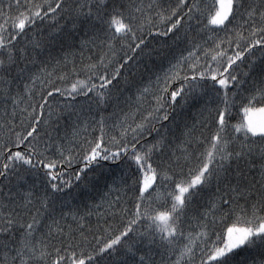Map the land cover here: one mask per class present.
Returning a JSON list of instances; mask_svg holds the SVG:
<instances>
[{
  "label": "snow or ice",
  "instance_id": "1",
  "mask_svg": "<svg viewBox=\"0 0 264 264\" xmlns=\"http://www.w3.org/2000/svg\"><path fill=\"white\" fill-rule=\"evenodd\" d=\"M242 252L264 264V0H0V264Z\"/></svg>",
  "mask_w": 264,
  "mask_h": 264
},
{
  "label": "trees",
  "instance_id": "2",
  "mask_svg": "<svg viewBox=\"0 0 264 264\" xmlns=\"http://www.w3.org/2000/svg\"><path fill=\"white\" fill-rule=\"evenodd\" d=\"M213 0H206V3L211 6ZM150 48H159L160 51L164 53H168L167 48L160 47L159 41H151L149 43ZM171 54L169 53L168 55L157 57L155 54H153L151 57H144L140 61V69L139 73L136 75L135 80L139 84L147 83L149 77L151 76L154 79V73L159 70L162 66L167 67V60L170 58ZM145 66H148L151 68V71L145 70ZM129 76L131 78V73H129ZM123 87V85H122ZM135 90L132 91V95L134 96ZM129 95L128 92L124 93V97L126 98ZM122 98V99H123ZM151 101H149L150 103ZM145 107L147 108L148 105L146 104ZM140 116L137 114V119H139ZM172 118L175 120L176 124H182L185 120L187 119H194L192 116L191 110L186 109L184 111H181L179 108L177 109L176 112L172 114ZM242 118V115H241ZM123 175V168L120 165H108L104 169H97L94 168L91 173H88L85 176V181L82 183L80 188H73L72 189V196L74 197H83L85 195L88 196H96L98 198V189L104 188L105 184L107 182H110L113 177L121 176ZM87 184V187L84 185ZM88 188H91L93 191L89 192ZM236 261L242 262L245 261L246 259H250L247 253L242 252L240 253L236 258Z\"/></svg>",
  "mask_w": 264,
  "mask_h": 264
}]
</instances>
